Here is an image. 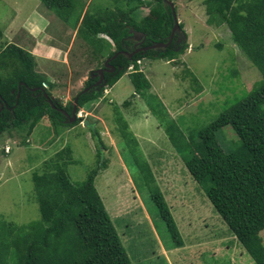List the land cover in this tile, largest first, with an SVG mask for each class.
<instances>
[{"label":"rangeland","instance_id":"rangeland-1","mask_svg":"<svg viewBox=\"0 0 264 264\" xmlns=\"http://www.w3.org/2000/svg\"><path fill=\"white\" fill-rule=\"evenodd\" d=\"M73 1V9L67 12L70 21L82 9L116 10L137 0ZM143 1L134 14L137 20L149 13L145 5L148 0ZM170 1L182 25L178 33L183 45L176 51L181 52L185 45L187 49L171 61L139 60V68L150 84L147 91L136 92L129 76L133 70L127 69L112 87L79 108L77 118L82 121L78 125H53L44 117L27 137L15 130L0 134L1 220L21 226L41 219L33 175L41 174L45 164L69 148L72 163L66 169L73 184L82 183L105 162L107 167L98 171L94 185L131 264H254L215 212L205 191L189 176L178 153L182 143L170 141L165 127L173 121L190 137L250 91L261 75L233 42L227 25L208 24L202 0ZM45 9L40 0H0V45L16 43L34 49L36 42L24 26L29 19H39ZM45 16L63 29L70 28L54 11L47 10ZM63 40L64 62L50 67V62L33 56L34 70L46 78L48 85L43 87L50 90L53 100L73 106L90 72L104 66L107 58L94 57L92 48L76 30ZM104 40L98 43L106 47ZM125 101L129 104L124 105ZM122 122L127 124L132 140L121 137ZM91 129L97 130L101 141ZM216 137L225 151L240 144L230 127L219 130ZM141 157L149 162L169 206L182 242L179 247L159 215L150 188L133 177L136 160ZM260 236L264 245V230Z\"/></svg>","mask_w":264,"mask_h":264},{"label":"trees","instance_id":"trees-1","mask_svg":"<svg viewBox=\"0 0 264 264\" xmlns=\"http://www.w3.org/2000/svg\"><path fill=\"white\" fill-rule=\"evenodd\" d=\"M40 1L76 30L77 36L92 48L94 57L103 59L125 49L130 29L144 33L148 44L166 43L174 26L171 8L163 0H148L145 5L149 7V13L139 20L134 14L144 4L143 0L116 10L97 8L90 12L82 9L74 15L73 21L67 14L73 9V0ZM202 2L208 24L227 25L233 42L257 68L261 79L250 91L237 97L216 120L190 137L173 121L165 130L170 141L182 143L178 153L189 176L205 191L229 232L254 264H264V245L260 236L264 230V0ZM99 35L107 36L111 41ZM2 38L3 31L0 30V40ZM102 39H106V47L98 43ZM176 49L173 42L164 50L136 53L131 59L119 54L111 63L120 66V71L107 74V84L99 92L80 91L77 111L98 98L106 87H112L131 64L135 66L129 76L136 92L147 91L150 84L137 61L144 58L171 61L187 49V45L181 52ZM34 66L33 55L24 48L13 43L5 45V42L0 45L1 135L15 130L27 137L44 117L53 125L75 126L82 121L78 117L73 123L64 122L61 112L53 108L41 92L45 89L51 97L50 90L43 87L48 85L46 78L37 73ZM90 83L88 80L85 85ZM49 86L53 87L50 83ZM54 104L68 113L72 110V105L64 106L57 99ZM128 104V101L124 102V105ZM121 126V137L132 140L127 124L122 122ZM226 127H230L240 140L238 147L230 151H225L216 137V133ZM91 130L98 137L97 130ZM98 154H101L100 149ZM71 163V150L66 148L58 159L44 165L41 174L34 173L36 201L41 213L39 221L18 226L0 219V264H131L94 185L98 171L107 167L105 162L79 184H73L67 174L66 168ZM136 164L133 177L143 180L150 188L159 215L174 245L179 247L182 242L177 225L156 185L149 162L141 157Z\"/></svg>","mask_w":264,"mask_h":264},{"label":"crops","instance_id":"crops-1","mask_svg":"<svg viewBox=\"0 0 264 264\" xmlns=\"http://www.w3.org/2000/svg\"><path fill=\"white\" fill-rule=\"evenodd\" d=\"M45 11L46 12L42 11L39 19H34V21H30L29 19V21L25 23L24 28L28 27L30 34L33 36V41L36 43L34 49H24L29 51L35 59L42 58L44 61L50 62L48 66L57 67L55 64L64 62L63 59H65L66 55L64 51L66 43L63 40V36H66V34L70 36L71 33H73V29L71 27L63 29L61 24H56L52 21V18L46 17L47 9H45ZM53 25L55 27H53ZM36 36L43 39H39L41 40L39 42V40L35 38Z\"/></svg>","mask_w":264,"mask_h":264},{"label":"water","instance_id":"water-1","mask_svg":"<svg viewBox=\"0 0 264 264\" xmlns=\"http://www.w3.org/2000/svg\"><path fill=\"white\" fill-rule=\"evenodd\" d=\"M170 8H171V13H172V17H173V21H174V26L171 30V34L169 36V39L166 43H162V42H155V43H152L151 45L143 48V51H149V50H155V49H159V48H163V49H166L167 47H169V45L173 42V39H174V36L176 34V31L177 30H180V26H179V22L177 20V15H176V10H175V6L174 4L170 1V0H163ZM130 33H138L137 31H135L134 29H130L129 30ZM139 34L141 35V37L145 36L144 33H140ZM139 50H136L135 52H133L132 54H128L129 55V58H132V56L139 52ZM128 52H124V51H120L118 53H116L115 55L111 56V57H108L105 64H104V68L103 70H94V71H91L90 72V77L91 78H94V77H97L98 75L100 76V81L102 80V78L104 77V74H103V71H110L109 69L110 68H113V66L110 64V62L115 59L119 54H127ZM114 69V68H113ZM118 71H120V68H118ZM20 86L21 84H19L18 88L20 89ZM36 89H33V91H35ZM87 90L84 89L82 92H86ZM41 92H43L45 98L48 100V102L50 103V105L57 109L59 112H61V114H63V116H65V119H64V122H67V123H73L76 121L77 119V103H78V98L79 96L77 95L75 98H74V101H73V106H72V110H71V113H67L64 109H60L58 107H56V105L54 104V100L48 96V94L46 93L45 89H42ZM19 95L20 93L18 92L17 93V102H18V98H19ZM16 102V103H17ZM3 108V105L1 104L0 106V111L2 110ZM84 124H86V121L84 122Z\"/></svg>","mask_w":264,"mask_h":264},{"label":"flooded vegetation","instance_id":"flooded-vegetation-1","mask_svg":"<svg viewBox=\"0 0 264 264\" xmlns=\"http://www.w3.org/2000/svg\"><path fill=\"white\" fill-rule=\"evenodd\" d=\"M178 32H179V30L176 31V34L174 36L175 39H173L174 45H175V47L177 49L180 48L183 45V41H182L183 39L179 35ZM140 33H142V32H140ZM125 42H126L124 44V48L125 49L123 51L124 52L125 51L128 52L127 54H124V56H126L127 58H129V55L128 54H132L133 52H135L136 50H139V49H140V51L137 52V53H142V54L143 53H146L148 50L147 51H143V48H145V47H147V46H149V45L152 44V43L151 44H148L146 35L143 36V37H141V35L139 34V32L138 33H135V34L129 32V35L125 39ZM155 50H164V49L163 48H159V49H155ZM129 59H131V58H129ZM110 64L113 66L114 69L113 68H110L109 69L110 71H103L104 77L102 78L101 81H100V76H97V77H94V78H90V75H89L88 80H91V83L89 85H85L84 84V86H83V88H82L81 91H83L84 89H86L87 90L86 92H92V91L99 92L100 89L104 88L106 86V84H107L106 75L107 74H114V73H116V71H118V68H120V66H115L111 62H110ZM103 68H104V66L102 65L99 68H96L95 70H100V69L103 70ZM0 106H1V104H0ZM64 118H65V116H64Z\"/></svg>","mask_w":264,"mask_h":264},{"label":"built area","instance_id":"built-area-1","mask_svg":"<svg viewBox=\"0 0 264 264\" xmlns=\"http://www.w3.org/2000/svg\"><path fill=\"white\" fill-rule=\"evenodd\" d=\"M139 64V60L137 61V65ZM134 64H131L129 67H128V70L130 71H132V70H134ZM105 93L107 94L108 93V90H105ZM6 151L8 152L9 151V149H8V147H7V149H6Z\"/></svg>","mask_w":264,"mask_h":264}]
</instances>
